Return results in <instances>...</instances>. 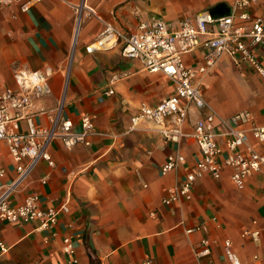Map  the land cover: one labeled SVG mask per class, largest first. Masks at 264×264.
<instances>
[{
  "label": "crops",
  "instance_id": "crops-1",
  "mask_svg": "<svg viewBox=\"0 0 264 264\" xmlns=\"http://www.w3.org/2000/svg\"><path fill=\"white\" fill-rule=\"evenodd\" d=\"M231 2L42 0L25 12L18 3L0 9V91L15 87L16 67L50 68L51 92L36 102L46 113L34 115L33 123L49 126L63 100L61 116L72 121L73 130L81 129L80 118L88 114L94 116L100 133L71 147L58 138L51 140L48 152L54 165L38 161L10 202L18 204L37 193L42 206H59L66 200L68 211L59 214L54 235L38 230L37 220L0 219V240L10 246L0 264H67L61 250L67 234L74 236V264H126L145 258L152 264H228L221 247L224 238L244 264H264V232L257 240L242 234L264 223V168L248 176L240 189L232 184L226 167L217 179L202 174L195 179L189 199L163 203L168 189L183 180L199 157L190 132L201 110L190 105L181 124L185 136L176 142L164 139L150 121L131 128L130 118L141 103L153 106L171 94L172 81L148 72L138 59L123 57L118 47L86 50L106 23L128 34L151 17L174 22L192 19L200 10L220 15ZM76 5H82L79 24ZM251 12L264 21V0ZM253 51L264 68V48ZM199 54L198 48L185 54L184 64H193ZM201 87L204 100L219 115L246 109L255 124L264 125V76L248 64L234 65L222 56L202 77ZM109 88L112 94L106 93ZM16 128L26 131V122L19 120ZM223 141V136L217 137L220 147ZM247 142L264 155V141L248 134ZM174 152L182 155L183 162L160 172ZM0 168L4 169L0 186L15 179V163L2 139ZM44 176L47 180L42 183ZM188 228L193 230L186 232ZM203 238L209 241V253L197 257L194 251Z\"/></svg>",
  "mask_w": 264,
  "mask_h": 264
},
{
  "label": "built area",
  "instance_id": "built-area-1",
  "mask_svg": "<svg viewBox=\"0 0 264 264\" xmlns=\"http://www.w3.org/2000/svg\"><path fill=\"white\" fill-rule=\"evenodd\" d=\"M40 1L0 0V9L18 3L19 9L25 12ZM258 1L232 0L224 14L213 15L208 10H200L192 19L182 18L174 22L151 17L141 21L136 30L128 34H122L106 23L97 37L86 46L89 52L118 47L123 57L138 59L148 72H159L172 81L171 94L153 106L141 103L130 118L131 128L141 121H150L164 139L176 142L185 136L181 124L190 105L201 110L190 132L198 146L199 157L183 180L168 189L162 198L163 203L189 199L195 179L202 174L217 179L223 167H226L232 184L240 189L248 176L264 168V155L247 142L248 134L258 142L264 141V125L255 124L246 109L227 117L219 115L204 100L201 87L202 77L222 56L228 57L234 65L246 63L264 76V68L253 51L257 46L264 48V21L251 12V7ZM89 10L91 14L94 13ZM76 13L79 24L82 5H76ZM195 48L200 50L198 59L191 65H185L183 56ZM51 74L50 68L31 70L16 67L13 70L15 87H5L0 91V139L8 144L16 170L15 179L0 186V219L10 222L37 220L38 230L50 231L54 235L59 214L68 211L66 200L59 206L44 207L37 193L26 195L18 204H12L10 197L38 161L44 160L49 166L54 165L48 152L51 140L58 138L66 147H71L79 142L87 143L88 136L100 133L95 129L94 116L88 114L80 118L81 129L73 130L72 121L61 116L63 100L56 106L49 126H36L33 123L34 115L46 113V110L36 107V102L50 94ZM116 78L114 75L111 80ZM113 92L112 88L106 91L107 94ZM19 120L26 122V131L16 128ZM245 125L247 128H244ZM216 126L224 127V130L218 131ZM218 136H223L222 147L217 144ZM182 162V155L174 152L167 156L160 166V172H167ZM3 175L4 169L0 168V176ZM40 180L45 183L47 178L44 176ZM191 230L193 228H188L186 232ZM260 231L264 232V223L250 231L244 229L242 234H249L252 240H257ZM221 247L228 264H244L233 252L229 239L224 238ZM9 249L10 246L0 240V261ZM61 250L68 257L67 264H74L72 234L63 236ZM194 253L197 257L207 255L208 239H201ZM126 264H152V261L145 258Z\"/></svg>",
  "mask_w": 264,
  "mask_h": 264
}]
</instances>
